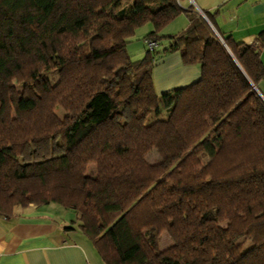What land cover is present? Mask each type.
<instances>
[{
  "label": "trees",
  "instance_id": "trees-1",
  "mask_svg": "<svg viewBox=\"0 0 264 264\" xmlns=\"http://www.w3.org/2000/svg\"><path fill=\"white\" fill-rule=\"evenodd\" d=\"M181 14L187 29L160 36ZM148 24L157 47L132 61ZM263 45L181 0H0V217L71 210L103 264H264ZM174 53L201 78L158 95L154 67ZM56 137L59 155L22 163Z\"/></svg>",
  "mask_w": 264,
  "mask_h": 264
},
{
  "label": "crops",
  "instance_id": "crops-1",
  "mask_svg": "<svg viewBox=\"0 0 264 264\" xmlns=\"http://www.w3.org/2000/svg\"><path fill=\"white\" fill-rule=\"evenodd\" d=\"M181 5L214 14V29L238 43H257L264 33V0H181ZM188 26L187 16L181 14L159 35H177ZM260 57L264 65V45ZM155 71L158 81L164 80V90L186 87L201 78L200 67L184 65L180 53L164 56ZM257 89L264 98V78ZM68 212L77 218L56 204L16 208L13 218L0 217V264H103L85 236L67 230L74 221Z\"/></svg>",
  "mask_w": 264,
  "mask_h": 264
},
{
  "label": "rangeland",
  "instance_id": "rangeland-1",
  "mask_svg": "<svg viewBox=\"0 0 264 264\" xmlns=\"http://www.w3.org/2000/svg\"><path fill=\"white\" fill-rule=\"evenodd\" d=\"M152 30H153V27L151 24H148L138 29L136 36L131 40L132 43H130L129 46L127 47V52L132 61L141 60L145 56L144 51L146 52L150 47L148 46L147 43L145 44L143 40V35L144 33H149ZM163 45H165V43L163 42L160 43L159 48L162 49L164 47ZM49 77L53 82H56L58 80L57 74L55 73L49 74ZM158 77L159 75L157 71H155L154 72V84H155V89L158 95H162L164 93L179 89V88H172L171 90H164V87H162L163 85H161L164 83V80L158 81ZM56 114L61 120H64L65 112L62 109H57ZM60 145L61 143H60L59 137L40 142L38 144L27 145L21 155L20 160L24 164H31V163L41 161L46 158L54 157L56 155H59L62 152ZM148 161L151 164H156L160 161V159L156 153H152L148 157ZM95 169H96L95 166H90L89 174L90 173L94 174ZM69 214H72V212ZM72 216H73V220H75L76 219L75 215L72 214ZM171 244H172L171 239L166 234H164L161 239L160 248L163 250L169 247Z\"/></svg>",
  "mask_w": 264,
  "mask_h": 264
},
{
  "label": "built area",
  "instance_id": "built-area-1",
  "mask_svg": "<svg viewBox=\"0 0 264 264\" xmlns=\"http://www.w3.org/2000/svg\"><path fill=\"white\" fill-rule=\"evenodd\" d=\"M148 45H149L150 49H154L157 47V43L153 42V41H148Z\"/></svg>",
  "mask_w": 264,
  "mask_h": 264
},
{
  "label": "water",
  "instance_id": "water-1",
  "mask_svg": "<svg viewBox=\"0 0 264 264\" xmlns=\"http://www.w3.org/2000/svg\"><path fill=\"white\" fill-rule=\"evenodd\" d=\"M200 14L202 15V17L211 25V27L214 29L213 25L210 23V21L208 20L206 14H204V12H200Z\"/></svg>",
  "mask_w": 264,
  "mask_h": 264
}]
</instances>
